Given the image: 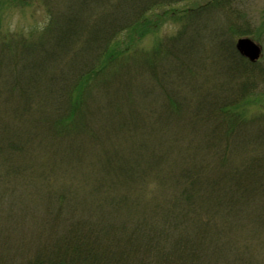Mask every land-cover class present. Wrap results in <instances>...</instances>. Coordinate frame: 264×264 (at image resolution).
<instances>
[{
    "label": "rangeland",
    "instance_id": "374dc122",
    "mask_svg": "<svg viewBox=\"0 0 264 264\" xmlns=\"http://www.w3.org/2000/svg\"><path fill=\"white\" fill-rule=\"evenodd\" d=\"M192 11L204 14L189 17ZM243 37L261 47L255 63L236 50ZM86 40V64L94 69L107 47L119 44L138 49L139 64L112 85L103 81L106 76L83 84L82 62L72 56ZM151 51L157 59L147 66ZM78 87L81 103L73 106L69 99ZM69 108L78 109L71 126L61 123ZM229 131H236L232 138L247 131L243 149L227 153L222 139L215 143ZM260 137L264 0H0V264H27L37 249H27L25 238L36 244L46 240L41 235L47 232L49 200L55 202L57 190L72 200L78 197L81 212L108 208L112 217L117 214L115 222L129 217L133 228L142 215L146 220L156 216L148 211L153 204L168 205L175 189L172 171L191 163L198 145L205 165L215 167L226 155L239 169L264 156ZM154 152L164 157L156 164ZM139 153L148 155L143 163ZM128 158L142 163L134 180L150 162L164 177L157 180L150 173L145 186L125 190L114 181ZM106 159L115 163L111 173L103 168ZM46 174L51 181H45ZM263 184L261 178L249 185L254 202L264 200ZM227 187L231 191L221 196L230 200L235 188L233 183ZM209 193L218 200V192ZM111 201L119 207H110ZM262 209L256 205L252 224L245 219L232 234L236 244H244L242 256L251 264H264ZM215 219L213 230L223 222ZM230 253L228 262L219 263L238 264V248L232 245Z\"/></svg>",
    "mask_w": 264,
    "mask_h": 264
},
{
    "label": "trees",
    "instance_id": "16d2710c",
    "mask_svg": "<svg viewBox=\"0 0 264 264\" xmlns=\"http://www.w3.org/2000/svg\"><path fill=\"white\" fill-rule=\"evenodd\" d=\"M195 14L203 15L204 12L198 14L192 11L188 16L193 17ZM69 26L71 27V23ZM64 34L66 35V32H63V38L67 37L64 43L69 44L71 38ZM106 39L107 37L103 38V43ZM88 44L89 41L86 40L84 46L79 45L78 50L72 56L74 60L79 59L81 60L79 63L82 62L80 70L78 68V76L83 84L93 85L94 81L99 80L100 82L106 76L108 79L103 81L112 85L122 81L123 78H128L127 76L139 64L138 49L119 44V46H108L102 55L103 62L98 63L99 65L94 69L95 65L90 67V64H86L89 56L87 54L89 53ZM29 55L32 53L30 52ZM69 55L70 53L65 54L64 59L68 60ZM156 59L157 53L151 51L147 54V66ZM30 63L36 64V61ZM29 67L28 64L25 68ZM79 87L76 92H71L69 103L73 106L81 103L78 102L80 92L77 94V91L81 90ZM62 91H58L61 97H63ZM230 108L228 112L231 111ZM69 110L67 117L63 118L61 123L71 126L74 124V116L78 109L69 108ZM218 116L221 119L225 117L224 115ZM238 132L240 135L234 138L232 135H235L236 131H229L224 137H216L215 143L222 139L224 146L228 147L227 153L229 149L235 147L243 149L246 141L244 133L247 131ZM225 137L229 139L228 144H226ZM263 138L260 137V139ZM200 149L198 145L195 149L196 153L191 154V163L182 164L179 171H172L175 174L172 177L174 180L172 185L175 189L172 191L173 197L168 200V205L162 207L159 206L160 203L153 204L148 211L152 209V213L156 216L150 218L151 220H146L144 218L147 216L142 215L133 228L129 227V217L126 220L122 219L119 224L115 222L118 216L114 214L112 217L111 213L107 212L108 208L101 207L99 210L102 209V211L96 213L93 211L91 214L81 212L83 202L81 204L78 197L72 200L67 197L68 195L57 190L54 193L55 202L49 200V211L43 228L47 232L41 235V238H46V240L39 239L36 244L33 243V239L29 240L30 237L25 238L27 249H37L27 264H220L219 262H228L232 245L238 248L237 263L251 264V261L245 260L242 256L244 244H236L232 240V234L243 220L246 219L248 225L252 224L251 220L257 215L253 210L256 205L263 208L259 214H264V200L254 202V196L249 194L251 191L249 185L255 180L259 181L261 178L264 180V156H260L261 159L254 163L251 162L249 166L244 165L239 169H234L224 155L221 163L214 167L211 163L205 165L204 162L207 161L201 157ZM153 154H155V164L164 158L157 152ZM147 156L139 153L137 158L143 163ZM142 163L137 165L133 158H128L126 163L118 168L121 176L114 182L119 183L126 190V188L131 189L135 186H145L150 173H153L157 180L164 177L161 172L158 174L155 171V165L153 166L150 162L145 164L140 178L134 180L132 175L142 168ZM103 168L111 173L115 170V163L112 159H106ZM216 173H218L217 176H215ZM43 176L46 182L51 181L47 174ZM228 183H233L235 188L230 193V200L221 196L223 191H231L227 187ZM212 190L219 193L217 194L218 200L214 197L215 194L209 195ZM207 197H210V200L202 201ZM108 205L114 209L119 207L118 202L115 205L114 201L108 202ZM64 210H67L66 215L70 212L69 216L64 215L65 220L62 218ZM140 210L147 211L142 208ZM142 213L148 215L145 212ZM203 213L206 215L201 217L197 215ZM215 217L221 218L223 222L220 228L213 230L216 226ZM190 222H193L198 229L189 226ZM210 224H213L212 228ZM205 227H209L210 230L203 231L202 228ZM225 237L228 238V242ZM229 240L234 243L231 244ZM0 242H2L1 237ZM228 253L229 256H227Z\"/></svg>",
    "mask_w": 264,
    "mask_h": 264
},
{
    "label": "water",
    "instance_id": "95a60500",
    "mask_svg": "<svg viewBox=\"0 0 264 264\" xmlns=\"http://www.w3.org/2000/svg\"><path fill=\"white\" fill-rule=\"evenodd\" d=\"M237 49L251 62H256L261 55V48L250 39H240L237 43Z\"/></svg>",
    "mask_w": 264,
    "mask_h": 264
}]
</instances>
